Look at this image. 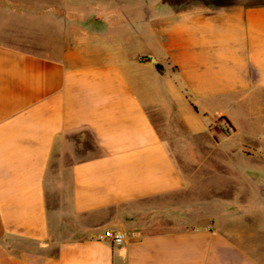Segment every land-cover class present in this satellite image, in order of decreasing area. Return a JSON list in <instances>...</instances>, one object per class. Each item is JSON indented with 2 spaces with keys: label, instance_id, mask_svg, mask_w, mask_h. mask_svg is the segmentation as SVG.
Segmentation results:
<instances>
[{
  "label": "crops",
  "instance_id": "0c3cea01",
  "mask_svg": "<svg viewBox=\"0 0 264 264\" xmlns=\"http://www.w3.org/2000/svg\"><path fill=\"white\" fill-rule=\"evenodd\" d=\"M126 1L0 8V264H264L240 231L194 224L179 203L192 173L164 137L174 123L190 154L217 133L221 154L249 159L241 189L262 190L264 0ZM127 8L151 32L133 53L111 23Z\"/></svg>",
  "mask_w": 264,
  "mask_h": 264
},
{
  "label": "rangeland",
  "instance_id": "374dc122",
  "mask_svg": "<svg viewBox=\"0 0 264 264\" xmlns=\"http://www.w3.org/2000/svg\"><path fill=\"white\" fill-rule=\"evenodd\" d=\"M130 1H126L128 2L125 4L126 7L138 8L139 0ZM43 4V0H0V8L12 10H20L22 7H33L38 10L43 7ZM35 17L34 25L36 26L41 23L42 17L37 15ZM112 19L111 23L115 25L114 33L122 37L124 35L125 40H129L132 53L139 51L140 41L143 42L145 36L147 43L151 42V32L139 26V16L135 11H129L127 8L125 14L117 17L115 15ZM2 21L4 26L13 22L17 27L23 22L16 15H10L8 20L4 17ZM5 30H2V33H5ZM3 42L35 53L42 51L41 47L27 45L28 41L22 39L20 35L4 36ZM237 114L238 125L244 132L247 131L248 122L240 112ZM167 126L164 137L173 140L172 143L175 146L179 144V153L175 155L180 167L185 172L192 173L193 176L192 185L179 197V203L190 211V215L194 217V224L200 221L206 222L209 219V226L214 230L228 228L240 231L244 235V238L238 239L241 245L264 247V187L262 190H251L250 178L244 177L247 189L242 190L241 177L236 174L237 169L250 167L249 159H242L240 154H221L217 133L193 138L189 142L190 154H187L188 144L183 137L184 134L176 136L174 134L180 128L171 122ZM221 126L226 125L224 123ZM81 139L88 149H94L88 136H83ZM254 200L259 202L257 206L252 204Z\"/></svg>",
  "mask_w": 264,
  "mask_h": 264
},
{
  "label": "built area",
  "instance_id": "2783aa9c",
  "mask_svg": "<svg viewBox=\"0 0 264 264\" xmlns=\"http://www.w3.org/2000/svg\"><path fill=\"white\" fill-rule=\"evenodd\" d=\"M105 237L110 239L115 246H122L126 241V235L122 231L106 232Z\"/></svg>",
  "mask_w": 264,
  "mask_h": 264
},
{
  "label": "trees",
  "instance_id": "16d2710c",
  "mask_svg": "<svg viewBox=\"0 0 264 264\" xmlns=\"http://www.w3.org/2000/svg\"><path fill=\"white\" fill-rule=\"evenodd\" d=\"M156 68H157L158 70H161V69H162L160 65H156Z\"/></svg>",
  "mask_w": 264,
  "mask_h": 264
}]
</instances>
